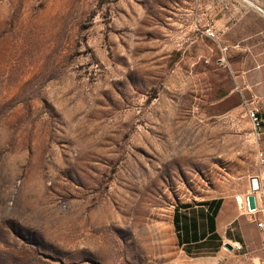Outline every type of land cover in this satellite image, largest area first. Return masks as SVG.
I'll return each instance as SVG.
<instances>
[{
	"label": "rangeland",
	"instance_id": "obj_1",
	"mask_svg": "<svg viewBox=\"0 0 264 264\" xmlns=\"http://www.w3.org/2000/svg\"><path fill=\"white\" fill-rule=\"evenodd\" d=\"M262 67L264 0H0V264H264L240 208L241 252L172 225L252 176L264 201Z\"/></svg>",
	"mask_w": 264,
	"mask_h": 264
},
{
	"label": "crops",
	"instance_id": "obj_2",
	"mask_svg": "<svg viewBox=\"0 0 264 264\" xmlns=\"http://www.w3.org/2000/svg\"><path fill=\"white\" fill-rule=\"evenodd\" d=\"M241 84L252 90L257 105L247 107L258 109L264 120V67L245 74L244 81L240 78ZM248 190L249 181L239 194L229 195L223 200L213 198L205 204L176 210L172 225L179 249L193 259L212 258L222 251L225 240L235 227L247 231L246 223L238 214L234 197L246 195Z\"/></svg>",
	"mask_w": 264,
	"mask_h": 264
},
{
	"label": "built area",
	"instance_id": "obj_3",
	"mask_svg": "<svg viewBox=\"0 0 264 264\" xmlns=\"http://www.w3.org/2000/svg\"><path fill=\"white\" fill-rule=\"evenodd\" d=\"M206 35L213 38L214 34L209 30L206 31ZM246 118L250 122L252 128L255 130L258 136L264 135V120L259 115V110L256 108H248L246 106ZM257 160L260 167L264 166V152L259 151L257 153ZM260 177L252 176L249 179V190L248 194L235 196L234 201L238 208L244 211L247 215H253V221L256 225L257 230L264 236V201H263V192L260 184ZM254 196L256 199V210L254 212H248L246 206V197ZM230 247L232 251L241 252L243 250V246L239 242H231ZM262 247L264 250V239L262 243Z\"/></svg>",
	"mask_w": 264,
	"mask_h": 264
},
{
	"label": "water",
	"instance_id": "obj_4",
	"mask_svg": "<svg viewBox=\"0 0 264 264\" xmlns=\"http://www.w3.org/2000/svg\"><path fill=\"white\" fill-rule=\"evenodd\" d=\"M246 206L248 212H254L256 210V200L254 196L250 195L246 197ZM225 248L228 251H231V247L229 245H225Z\"/></svg>",
	"mask_w": 264,
	"mask_h": 264
},
{
	"label": "bare ground",
	"instance_id": "obj_5",
	"mask_svg": "<svg viewBox=\"0 0 264 264\" xmlns=\"http://www.w3.org/2000/svg\"><path fill=\"white\" fill-rule=\"evenodd\" d=\"M250 4V3H249ZM251 5V4H250Z\"/></svg>",
	"mask_w": 264,
	"mask_h": 264
}]
</instances>
